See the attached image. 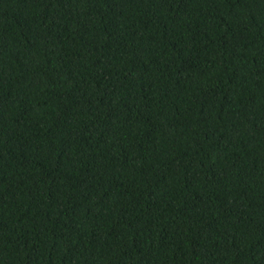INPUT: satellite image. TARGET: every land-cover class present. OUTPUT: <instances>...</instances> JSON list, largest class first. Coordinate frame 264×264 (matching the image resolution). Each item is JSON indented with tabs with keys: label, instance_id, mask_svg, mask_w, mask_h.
I'll return each instance as SVG.
<instances>
[{
	"label": "trees",
	"instance_id": "16d2710c",
	"mask_svg": "<svg viewBox=\"0 0 264 264\" xmlns=\"http://www.w3.org/2000/svg\"><path fill=\"white\" fill-rule=\"evenodd\" d=\"M0 264H264V0H0Z\"/></svg>",
	"mask_w": 264,
	"mask_h": 264
}]
</instances>
